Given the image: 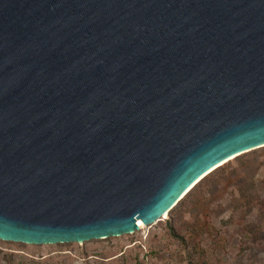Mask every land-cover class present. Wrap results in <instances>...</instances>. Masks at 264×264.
<instances>
[{"label":"water","instance_id":"95a60500","mask_svg":"<svg viewBox=\"0 0 264 264\" xmlns=\"http://www.w3.org/2000/svg\"><path fill=\"white\" fill-rule=\"evenodd\" d=\"M264 148V0H0V240L134 234Z\"/></svg>","mask_w":264,"mask_h":264},{"label":"rangeland","instance_id":"374dc122","mask_svg":"<svg viewBox=\"0 0 264 264\" xmlns=\"http://www.w3.org/2000/svg\"><path fill=\"white\" fill-rule=\"evenodd\" d=\"M0 264H264V148L225 164L134 234L82 244L0 240Z\"/></svg>","mask_w":264,"mask_h":264},{"label":"bare ground","instance_id":"6f19581e","mask_svg":"<svg viewBox=\"0 0 264 264\" xmlns=\"http://www.w3.org/2000/svg\"><path fill=\"white\" fill-rule=\"evenodd\" d=\"M139 226H140V230L145 227L142 223H139Z\"/></svg>","mask_w":264,"mask_h":264}]
</instances>
